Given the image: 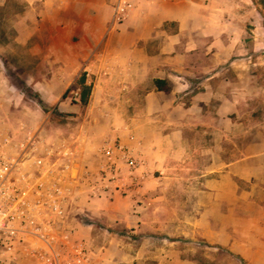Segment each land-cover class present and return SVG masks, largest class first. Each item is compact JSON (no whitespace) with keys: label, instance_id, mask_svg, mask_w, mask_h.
Returning <instances> with one entry per match:
<instances>
[{"label":"rangeland","instance_id":"rangeland-1","mask_svg":"<svg viewBox=\"0 0 264 264\" xmlns=\"http://www.w3.org/2000/svg\"><path fill=\"white\" fill-rule=\"evenodd\" d=\"M116 1L0 0V128L75 151L66 222L93 264H264V0H236L238 19L210 7L166 69L176 23L131 31L157 0L121 23ZM136 34L158 67L141 86L124 65ZM109 146L134 159L116 151L114 181Z\"/></svg>","mask_w":264,"mask_h":264},{"label":"built area","instance_id":"built-area-1","mask_svg":"<svg viewBox=\"0 0 264 264\" xmlns=\"http://www.w3.org/2000/svg\"><path fill=\"white\" fill-rule=\"evenodd\" d=\"M135 0H117L114 21L121 23ZM116 146L104 149L107 174H117ZM75 151L27 129L0 128V264H93L83 242L73 239L66 222L76 181ZM106 186L110 185V181Z\"/></svg>","mask_w":264,"mask_h":264},{"label":"crops","instance_id":"crops-1","mask_svg":"<svg viewBox=\"0 0 264 264\" xmlns=\"http://www.w3.org/2000/svg\"><path fill=\"white\" fill-rule=\"evenodd\" d=\"M220 1L222 0H157L156 3L152 6H149L148 8H145V5H139L138 9L136 10L133 21L136 20L135 25L133 28L131 27L130 30H138L139 25L137 22L142 21L145 19V17L150 18L155 23H165V22H175L178 29L173 32H163V35L165 36L166 40L164 45L162 46L160 52L158 54L160 57L164 60L162 63V67L160 69H166V66H170L169 64H172L175 62V58H177L178 54L181 50L186 48L187 42H185L184 37L188 34L190 35L191 41H193L192 31L197 30V28H202L203 30V22L208 17L211 12L209 9L210 7L214 6L217 9L224 8L222 4H220ZM227 8H229V11L231 13V17L233 19H238L241 14L238 12V4L240 6H243V2L238 3L236 0H227ZM210 12V13H208ZM220 12V11H219ZM220 14V13H219ZM219 16V15H218ZM197 21V25H194V21ZM132 22V21H131ZM130 26V25H129ZM142 29L143 27L140 26ZM206 33L201 34L205 35ZM142 38L141 34H136V39L133 44H130L123 48V53L125 54H132V55H140L139 57L134 56V61L132 62H125L124 65L126 68H130V70H133L134 76L131 77V85H143V83L147 82V76L150 71V69L153 68V70H158V67L155 63V66L149 65V56H148V50L147 47L144 45L137 44ZM138 39V40H137ZM189 43V42H188ZM176 54V55H175ZM174 55V56H173ZM157 58V55H155V58ZM173 68V67H171ZM4 66L0 62V88L3 86V77H4ZM164 77L160 76V79H163ZM145 100L148 103V100L150 98L149 93L145 94ZM144 116H146L147 112L144 109H141ZM138 113H133L130 116L132 118L139 117Z\"/></svg>","mask_w":264,"mask_h":264},{"label":"trees","instance_id":"trees-1","mask_svg":"<svg viewBox=\"0 0 264 264\" xmlns=\"http://www.w3.org/2000/svg\"><path fill=\"white\" fill-rule=\"evenodd\" d=\"M155 86L159 90H166V91L171 90V86L168 84L167 80L165 79H155ZM89 93H90V87L84 86V91L81 99L83 103H87Z\"/></svg>","mask_w":264,"mask_h":264}]
</instances>
